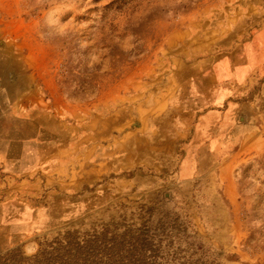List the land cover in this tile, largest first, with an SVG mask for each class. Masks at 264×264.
Returning a JSON list of instances; mask_svg holds the SVG:
<instances>
[{"label":"rangeland","instance_id":"1","mask_svg":"<svg viewBox=\"0 0 264 264\" xmlns=\"http://www.w3.org/2000/svg\"><path fill=\"white\" fill-rule=\"evenodd\" d=\"M0 2L5 52L18 58L20 87L35 89L34 111L20 117V162L0 170V185L19 184L10 194L25 199L0 232V264H264V124L253 151L223 156L182 108L197 100L182 85L179 107L141 144L148 159L131 164L143 177L109 162L116 145L101 143L83 166L76 145L93 107L102 116L141 84L165 85L175 58L187 77L188 41L252 47L264 36V0ZM202 72L196 88L211 82ZM93 168L100 176L77 187Z\"/></svg>","mask_w":264,"mask_h":264},{"label":"crops","instance_id":"2","mask_svg":"<svg viewBox=\"0 0 264 264\" xmlns=\"http://www.w3.org/2000/svg\"><path fill=\"white\" fill-rule=\"evenodd\" d=\"M1 7L0 2V9ZM240 40L239 37H227L219 43L205 42L203 47L191 43L192 40L188 41V48L193 50L191 58L195 59L187 65L189 69L187 77L184 76L183 70H179L182 59L175 58L173 64L177 67V71H172L165 85L149 90L148 85L141 84V89L131 97L113 101L116 106L102 116L96 111L98 105L93 107L95 113H88V122L78 125L81 128H77L76 145L81 146L82 149L79 153L82 161L80 165L83 166L91 161L98 152L97 146L101 143L105 147L113 144L116 145L113 151L106 154L109 162L122 165L125 172H130L129 179L143 177L144 169L135 168V172L131 164L144 163L148 159L150 154L141 144L148 143L149 132L155 131L154 126L167 113V107L171 103L173 107H179L177 92L182 85L187 92L197 95V100L187 101L186 106L182 103V108L188 110V113L192 111L197 116L198 132L202 133L205 139L219 146L223 156L244 157L248 152L253 151L256 146L253 143L258 140L255 134H258L259 128L256 125L264 124V36L252 41V47L247 46V40ZM201 51L206 54L205 57L196 59ZM11 56L13 55L5 52V45L0 35V170L2 172L9 162L12 165L20 162L21 113L25 112L26 117H29L35 109L34 102L32 99L30 101L29 97L34 86L30 87L27 83L26 87H20L19 61L18 58L14 59ZM201 66L203 72L199 70ZM30 68V66L25 68L28 78ZM194 71L204 73L211 80L210 84H206L208 82L206 79L203 88H196L197 75H194ZM118 133L121 136L115 140L114 137ZM232 140L235 141L233 147L228 143ZM25 154L33 155L31 152ZM223 170L224 168L220 169V173ZM101 173L102 170L97 168L87 171L85 177L80 175L82 181L76 186L92 184ZM131 173L135 176H130ZM7 186L10 184L6 185L3 182L0 185V232L6 230L9 223L19 217L16 208L25 200L10 194L9 190L18 188L19 184Z\"/></svg>","mask_w":264,"mask_h":264}]
</instances>
